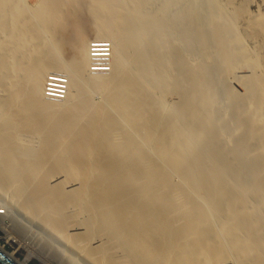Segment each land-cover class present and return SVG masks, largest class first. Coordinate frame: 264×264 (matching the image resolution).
Wrapping results in <instances>:
<instances>
[{
  "label": "bare ground",
  "instance_id": "bare-ground-1",
  "mask_svg": "<svg viewBox=\"0 0 264 264\" xmlns=\"http://www.w3.org/2000/svg\"><path fill=\"white\" fill-rule=\"evenodd\" d=\"M0 229L41 264H264V0H0Z\"/></svg>",
  "mask_w": 264,
  "mask_h": 264
},
{
  "label": "rangeland",
  "instance_id": "rangeland-1",
  "mask_svg": "<svg viewBox=\"0 0 264 264\" xmlns=\"http://www.w3.org/2000/svg\"><path fill=\"white\" fill-rule=\"evenodd\" d=\"M36 0H30V2H32L33 4L35 3ZM91 37V35H90ZM91 43L95 42L92 38L90 39ZM106 42V41H105ZM105 45H108V51L109 53L107 54V58H110V54H111V48L109 47L108 42L105 43ZM90 58V57H89ZM88 69L89 65H88ZM54 71L50 74H53ZM57 73V74H56ZM94 74L96 72H93ZM100 73H107L106 71H101ZM48 74V77L50 78V76H59V77H63L65 80V76L61 75L63 74L62 72H55L53 75ZM56 74V75H55ZM97 74V73H96ZM48 98V97H47ZM63 97L61 96L59 99H62ZM96 99H98V97H94ZM23 245H27L24 240H22V242L18 241V242H13L10 241L7 238V235L0 229V246L7 252V253H13L14 257L17 258L19 261L23 262L24 264H41L40 260L38 258H33V259H25L26 258V253H27V249L25 247H23ZM230 262V261H227ZM51 264H56L55 261L50 260ZM231 263V262H230ZM216 264H226V263H216ZM228 264V263H227ZM232 264V263H231Z\"/></svg>",
  "mask_w": 264,
  "mask_h": 264
},
{
  "label": "built area",
  "instance_id": "built-area-1",
  "mask_svg": "<svg viewBox=\"0 0 264 264\" xmlns=\"http://www.w3.org/2000/svg\"><path fill=\"white\" fill-rule=\"evenodd\" d=\"M106 48V52L107 53H109V51H108V47H105ZM106 57H107V55H106ZM93 57H92V55H90V62H89V68L91 69V71L92 72H96V73H100L101 71H108V69H109V65H108V67L107 66H103V65H101L100 67V69H95V71H93L92 69V66L91 65H93ZM109 64H110V61H109ZM107 67V68H106ZM107 69V70H106ZM95 73V74H96ZM46 94V93H45ZM46 97H49L48 99H56V97L55 96H53V95H50V94H46L45 95ZM61 97V96H60ZM60 97H58L57 99H59ZM62 97H63V95H62Z\"/></svg>",
  "mask_w": 264,
  "mask_h": 264
},
{
  "label": "water",
  "instance_id": "water-1",
  "mask_svg": "<svg viewBox=\"0 0 264 264\" xmlns=\"http://www.w3.org/2000/svg\"><path fill=\"white\" fill-rule=\"evenodd\" d=\"M0 264H15L9 261L2 253H0Z\"/></svg>",
  "mask_w": 264,
  "mask_h": 264
}]
</instances>
